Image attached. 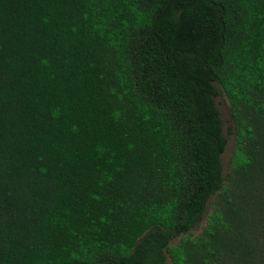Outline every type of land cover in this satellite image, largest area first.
<instances>
[{"label": "trees", "instance_id": "1", "mask_svg": "<svg viewBox=\"0 0 264 264\" xmlns=\"http://www.w3.org/2000/svg\"><path fill=\"white\" fill-rule=\"evenodd\" d=\"M168 258L264 264V0H0V264Z\"/></svg>", "mask_w": 264, "mask_h": 264}, {"label": "rangeland", "instance_id": "2", "mask_svg": "<svg viewBox=\"0 0 264 264\" xmlns=\"http://www.w3.org/2000/svg\"><path fill=\"white\" fill-rule=\"evenodd\" d=\"M216 103L221 113V118L224 126V133L228 139V145L222 157L224 172L225 174H227V172L230 170V164L235 150V136L231 131L233 127V121L230 113V102L223 93H221L216 97ZM211 211H212V201H210V203L208 204V208L204 216V220L191 231L192 236H197L203 231L204 227L206 226L207 218L211 213ZM180 239L181 237L174 240L173 244H176ZM167 264H173L170 258H168Z\"/></svg>", "mask_w": 264, "mask_h": 264}]
</instances>
